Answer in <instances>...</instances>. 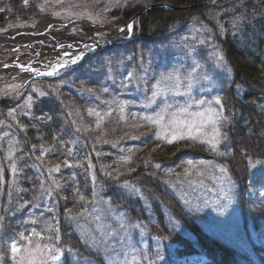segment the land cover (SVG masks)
Returning <instances> with one entry per match:
<instances>
[{
    "label": "rangeland",
    "instance_id": "rangeland-1",
    "mask_svg": "<svg viewBox=\"0 0 264 264\" xmlns=\"http://www.w3.org/2000/svg\"><path fill=\"white\" fill-rule=\"evenodd\" d=\"M131 1L138 0H26L21 11L10 16L6 13L8 29L20 26L28 30L53 22L40 32L51 35L53 29L62 30L74 21L104 26L117 4ZM5 10L0 7V14ZM238 26L232 21L233 28ZM120 31L128 40L134 30L129 23ZM85 65L69 83L46 87L30 80L31 87L25 93L23 84L0 74V97H22L11 106H0V159L7 164L10 176L15 178L20 173L18 152L26 161L33 156L35 147L24 148L20 143L33 102L53 98L63 102L78 136L70 151L64 139L56 152L36 147L37 168H49L50 175L57 164L72 168L85 159L86 146H92L107 181L95 187L92 198L82 201L76 214L68 215L70 231L59 229L46 216L50 202L45 192L56 183L43 179L38 188L25 187V204H35L39 211L28 212L24 221H14L13 228L8 227L0 244V264H20L21 260L27 264L32 255L35 264H66V257L71 264H206L205 256L183 258L176 252L181 247L177 236L190 235L179 213L234 251L229 264H264V159L251 163L252 176L241 193L221 161L228 149L222 86L231 81V70L208 25L193 18L165 35L155 48L138 53L132 48L109 50ZM216 98L222 106L216 104ZM180 108H187V112H179ZM158 114L163 119L154 123ZM173 136L183 137L175 140L192 141L214 157L190 154L177 164L160 163L159 157L165 152L162 142ZM141 164L147 165L144 180L133 175ZM16 182L12 181L15 190ZM113 182L141 201L148 220L130 217L121 204L112 201L106 189ZM17 202L11 204L13 211L22 206ZM159 213L165 219L161 223L168 228L163 233L152 225L159 224ZM70 232L78 235L88 253L70 242L66 237ZM13 245L19 252H12ZM53 255L60 259H51Z\"/></svg>",
    "mask_w": 264,
    "mask_h": 264
},
{
    "label": "trees",
    "instance_id": "trees-1",
    "mask_svg": "<svg viewBox=\"0 0 264 264\" xmlns=\"http://www.w3.org/2000/svg\"><path fill=\"white\" fill-rule=\"evenodd\" d=\"M26 0H4L0 7L7 10L0 14V74L5 75L10 82L17 80L27 92L31 82L53 87L69 83L84 69L88 60L82 61L66 74L33 78L28 72L14 67L2 68L4 63L13 60L27 63L46 53L40 50L56 47L69 48L79 45L83 41L108 42L113 44L107 48L98 49L92 58L104 54L109 50L125 51L132 48L138 53L144 48H155L162 38L169 32H175L180 24L188 23L193 18H199L209 27L211 38L222 50L224 59L231 70V81L222 86V100L226 115V136L228 149L221 156V161L231 171L239 191L245 192L251 178V163L264 159V0H138L125 5L117 4L110 12V20L104 26L90 25L88 21L80 20L64 25L62 30L53 29L51 35H41L53 22L39 25L38 28L25 30L22 27L8 29L10 15L21 11ZM147 12L139 15L133 22V34L130 39L123 37L121 26H127L134 16L148 5L159 4ZM23 4V5H22ZM8 12V17L6 13ZM236 21L238 28L232 27ZM62 21H55V23ZM78 22V23H77ZM76 25V27L74 26ZM224 26V27H223ZM37 31L38 34H32ZM16 36V37H15ZM15 37V38H13ZM20 47V48H19ZM90 58V59H92ZM15 74L14 76H11ZM13 78V79H12ZM22 98V97H20ZM19 98V99H20ZM10 95L0 97V106H11L19 101ZM63 102H56L53 98L38 99L33 102L31 111L27 114L26 131L21 133L20 143L24 148H32L29 161L21 158L20 173L15 178L10 176L6 163L0 159V244L6 236L8 227L12 223L22 222L28 212L35 214L39 211L35 204H25L28 197L24 193L25 187L38 188L43 179L53 181L55 186L45 192L50 202L47 218L59 229L71 230L68 215H74L83 206L82 201L92 198L95 187L104 181L105 177L97 166V158L91 147L86 146L85 159L80 164H73L72 168L62 164L55 166L54 174L50 175L49 168L38 169L35 149L47 151L53 148L56 152L61 140L66 141L67 148L72 150L75 134L63 108ZM165 152L159 157V162L177 164L190 154H214L201 151L192 141L174 140L162 142ZM148 163V162H143ZM133 172L134 177L144 180L147 165ZM78 165V168L75 166ZM140 165V166H141ZM155 165V164H153ZM151 166V165H149ZM140 168V167H139ZM40 175V176H39ZM138 175V176H137ZM16 179L15 185L12 181ZM49 180V181H48ZM161 191L160 187H156ZM162 192V191H161ZM106 194L117 204H121L130 217L148 220L149 217L141 207L139 199L120 190L116 183H110ZM22 202L18 211L11 209L12 202ZM13 212V215H12ZM190 235H178L180 248L176 252L180 256L199 253L208 257L207 264H229L234 251L212 239L207 231L195 221L178 214ZM162 214L159 213V224H152L153 229L163 233L168 228ZM15 221V222H14ZM66 237L70 242L88 253L77 234L70 232ZM151 246V245H149ZM66 264H71L68 257Z\"/></svg>",
    "mask_w": 264,
    "mask_h": 264
},
{
    "label": "snow or ice",
    "instance_id": "snow-or-ice-1",
    "mask_svg": "<svg viewBox=\"0 0 264 264\" xmlns=\"http://www.w3.org/2000/svg\"><path fill=\"white\" fill-rule=\"evenodd\" d=\"M76 59H79V57H77ZM76 59H72V60H71V63H73V64L76 63ZM58 67H59V68H63V67H65V65H64V64H61V65H59ZM57 70H58L57 67H54V68H53V71L50 72V73H48V74H49V75H52V74H54ZM163 79H171V77H163ZM157 94H158V93H154V96L157 95ZM42 95H43V93H42ZM215 102H216V104L221 105V100H220V98H216V101H215ZM196 103L203 104V103H205V101H196ZM221 106H222V105H221ZM208 111H209V112H214L215 110H214V109H209ZM179 112H181V113L187 112V108H180V109H179ZM197 115H199V116H203L204 113H197ZM218 115H219V114L217 113V116H218ZM209 118H211V117H209ZM161 119H163V117L160 116V115L158 114V117H157V119L154 121V123H159ZM176 122H177V121H175V120L172 121V123H176ZM198 130H199V129H197V131H198ZM178 138H183V137L173 136V137H172V140H175V139H178ZM172 140H169L168 142L171 143ZM189 163H191V162L189 161ZM157 167H159V165H157ZM36 251H42V250L39 249V248H37ZM12 252H13V253H17V252H19V249H17V248L13 245V247H12ZM51 259H53V260H58V259H60V257H59V255H53V256L51 257ZM35 260H36V257H35L34 255H32V256H30V258L28 259L27 264H35ZM20 264H23V260H21Z\"/></svg>",
    "mask_w": 264,
    "mask_h": 264
},
{
    "label": "water",
    "instance_id": "water-1",
    "mask_svg": "<svg viewBox=\"0 0 264 264\" xmlns=\"http://www.w3.org/2000/svg\"><path fill=\"white\" fill-rule=\"evenodd\" d=\"M161 4H156V5H152V6H148L146 8H144L142 11H140L134 18L133 20H135L139 15L145 13L146 11L154 8V7H157V6H160ZM95 46H102L101 44H95Z\"/></svg>",
    "mask_w": 264,
    "mask_h": 264
}]
</instances>
